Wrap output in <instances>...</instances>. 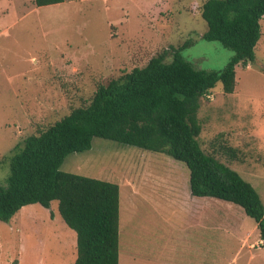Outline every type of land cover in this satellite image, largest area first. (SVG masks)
<instances>
[{
  "label": "rangeland",
  "instance_id": "rangeland-1",
  "mask_svg": "<svg viewBox=\"0 0 264 264\" xmlns=\"http://www.w3.org/2000/svg\"><path fill=\"white\" fill-rule=\"evenodd\" d=\"M206 1L66 0L37 7L34 0H0V186L10 174L9 158L28 136L87 106L100 85L164 51L171 61L172 49L193 39L182 55L197 69L223 70L234 52L202 38ZM255 53L254 63L236 67L234 93L218 83L200 99L198 141L264 202V17ZM220 144L237 149L238 158L219 152ZM60 170L120 186V264H172V254L174 264H208L209 244L211 264H264L254 219L229 202L192 196L187 167L165 154L94 138L90 150L70 154ZM201 206L211 214L210 234L190 222L191 210ZM245 234L254 246L241 247ZM76 258L77 235L57 201L0 220V264H74Z\"/></svg>",
  "mask_w": 264,
  "mask_h": 264
},
{
  "label": "trees",
  "instance_id": "trees-1",
  "mask_svg": "<svg viewBox=\"0 0 264 264\" xmlns=\"http://www.w3.org/2000/svg\"><path fill=\"white\" fill-rule=\"evenodd\" d=\"M66 0H34L37 7ZM207 24L202 35L234 52L221 71L197 69L182 51L188 39L153 57L146 66L100 85L87 106L75 108L60 121L28 136L9 158L10 174L0 186V220L9 221L23 207L58 202L64 222L77 235L74 264H120V186L60 170L73 153L90 150L94 138L165 154L189 171L191 195L216 198L241 207L257 224L264 241V202L241 174L206 153L198 141L202 123L200 99L221 83L234 93L236 67L256 61L264 0H207L201 8ZM232 159L238 151L220 144Z\"/></svg>",
  "mask_w": 264,
  "mask_h": 264
},
{
  "label": "crops",
  "instance_id": "crops-1",
  "mask_svg": "<svg viewBox=\"0 0 264 264\" xmlns=\"http://www.w3.org/2000/svg\"><path fill=\"white\" fill-rule=\"evenodd\" d=\"M198 198V197H197ZM207 198V197H206ZM202 206L201 207H199V208H194V209H192L191 211H192V213H191V215H190V218H191V221L190 222H192V224H194V226L195 227H199V228H207V230H208V232H209V234H210V232L212 233V223H211V214H209V217L207 218L206 216H205V214L204 213H202ZM190 220V219H189ZM240 223V222H239ZM239 223H236L235 225H233L232 226V231H233V229L235 230V233H238V232H240L241 231V226H240V224ZM257 226V225H256ZM257 228V227H256ZM229 229V228H228ZM225 230V229H224ZM257 230H258V228H257ZM229 231H231V230H229ZM225 232L226 233H228V231H226L225 230ZM249 234V233H248ZM248 234H245V235H243L242 236V238L240 239V243H241V247H243V246H254V242L252 241V242H250V240L252 239V237L250 236V237H247V235ZM250 235V234H249ZM255 242L256 243H259V242H261V244H264V241L263 240H261V239H259V241H257V240H255ZM255 243V244H256ZM251 244V245H250ZM207 247H208V251H207V254H208V256H209V261H208V264H211V260H212V251H211V246H210V244L209 245H207ZM176 259V256L174 257L173 256V254H172V258H171V260L174 262V260ZM169 260V259H168ZM233 260H235V259H233ZM172 262V264H174ZM161 264H164L163 262L161 263Z\"/></svg>",
  "mask_w": 264,
  "mask_h": 264
}]
</instances>
